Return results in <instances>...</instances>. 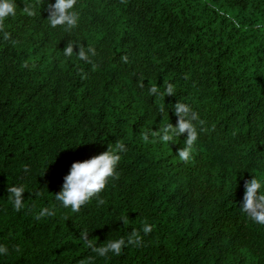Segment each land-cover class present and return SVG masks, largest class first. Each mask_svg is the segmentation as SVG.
Here are the masks:
<instances>
[{
	"label": "trees",
	"instance_id": "1",
	"mask_svg": "<svg viewBox=\"0 0 264 264\" xmlns=\"http://www.w3.org/2000/svg\"><path fill=\"white\" fill-rule=\"evenodd\" d=\"M16 3L0 31V264H264V225L240 209L245 181L264 176V0H77L70 32L49 26L54 0ZM68 41L96 55L65 57ZM169 83L175 95L150 94ZM179 101L204 121L189 161L176 155L186 133L142 139L176 124ZM117 143L126 151L98 197L60 206L71 164ZM83 229L97 246L134 230L140 241L99 257Z\"/></svg>",
	"mask_w": 264,
	"mask_h": 264
},
{
	"label": "clouds",
	"instance_id": "2",
	"mask_svg": "<svg viewBox=\"0 0 264 264\" xmlns=\"http://www.w3.org/2000/svg\"><path fill=\"white\" fill-rule=\"evenodd\" d=\"M77 0H54V3L47 5L49 13L47 21L51 28L61 27L66 32L75 29L80 21V14L76 10ZM16 0H0V31L4 28V22L9 17H14L17 11ZM24 12L29 16L36 15L35 9L29 5L24 8ZM5 39L8 34H4ZM74 46L78 52H74ZM76 54L82 61L91 62V57L96 55V49L91 46H85L75 41H68L63 49L65 57H72ZM125 61L127 57L124 58ZM150 94L175 95L174 86L169 83L163 92L158 87L153 86L149 89ZM177 117L175 125L165 123L158 130L149 129L144 132L142 139L148 142L150 136L157 142L169 145L174 138L180 137L186 133L183 147L177 152V156L182 161H189L196 142L198 141L200 128L204 121L190 104L177 102L172 106ZM163 113L164 109L160 110ZM126 151L123 143H117L114 148H107L106 151L94 155L83 161H75L71 164L68 174L63 177L61 190L54 195V200L59 202L63 208L70 209L73 213H78L82 206L90 202L106 188L109 178L117 176V166L121 160V154ZM27 171V169H25ZM24 185L12 186L8 189L9 200L15 210L19 211L24 208L23 194L26 192ZM99 203H103L102 200ZM240 209L247 217L258 225H264V176H252L251 179L244 183V194ZM56 215L55 206L43 208L38 217ZM154 225L144 223L142 231L145 235L153 230ZM90 231L83 229L80 231L79 238L83 240L89 249L99 257H107L109 253L119 256L122 250L129 245L138 244L140 241L139 234L134 230L127 238L120 236L117 239L109 240L107 243L97 246L89 238ZM9 249L6 245L0 244V256L6 255ZM93 257H90L86 264H92Z\"/></svg>",
	"mask_w": 264,
	"mask_h": 264
}]
</instances>
